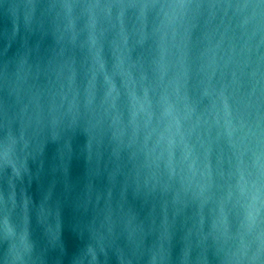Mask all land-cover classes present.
<instances>
[{
  "label": "water",
  "instance_id": "obj_1",
  "mask_svg": "<svg viewBox=\"0 0 264 264\" xmlns=\"http://www.w3.org/2000/svg\"><path fill=\"white\" fill-rule=\"evenodd\" d=\"M128 2L0 0V137L23 148L0 194L37 264H241L229 254L264 230L244 195L264 133V13L225 0L177 23ZM9 246L0 236V258Z\"/></svg>",
  "mask_w": 264,
  "mask_h": 264
},
{
  "label": "clouds",
  "instance_id": "obj_2",
  "mask_svg": "<svg viewBox=\"0 0 264 264\" xmlns=\"http://www.w3.org/2000/svg\"><path fill=\"white\" fill-rule=\"evenodd\" d=\"M153 8H159L165 20L175 14L178 23L187 6L165 3ZM21 141L22 138L17 139L11 134L4 137L0 146V168L13 167L23 171ZM24 145L26 147V142ZM250 152L254 179L244 195L252 202L259 221L261 209H264V133L259 134ZM16 208V201L9 191L0 194V236L10 245L8 251L0 258V264H37L40 260V242L32 241L16 222ZM50 243L55 244L56 241L51 240ZM81 255L87 259V252ZM229 255L231 259L241 264H264V230L250 229L246 233V240L242 241L240 247Z\"/></svg>",
  "mask_w": 264,
  "mask_h": 264
},
{
  "label": "snow or ice",
  "instance_id": "obj_3",
  "mask_svg": "<svg viewBox=\"0 0 264 264\" xmlns=\"http://www.w3.org/2000/svg\"><path fill=\"white\" fill-rule=\"evenodd\" d=\"M33 2V0H30ZM36 2H45V0H36ZM75 0H61V5L63 7H71ZM116 4L123 3L124 0H114ZM225 0H173L174 4L184 5L187 7H204L206 4H212L213 6L216 3H223ZM229 6H232L231 0H227ZM96 3L99 4L100 0H96ZM244 6L249 8H257L260 9L262 13H264V0H243ZM143 4L145 7L147 6H158L161 4V0H129V7H138ZM7 104L6 97V89L3 83H0V115H3L4 108ZM4 137H0V146H2V142ZM70 155V150L67 145L64 146V151L62 155L59 157L57 161V170H63L66 167L68 157ZM91 163V158H90ZM91 171V169H90ZM60 242L59 238L56 237V246L59 247Z\"/></svg>",
  "mask_w": 264,
  "mask_h": 264
}]
</instances>
